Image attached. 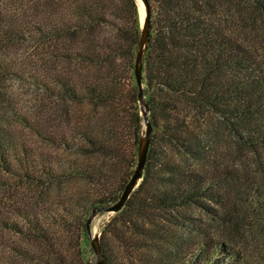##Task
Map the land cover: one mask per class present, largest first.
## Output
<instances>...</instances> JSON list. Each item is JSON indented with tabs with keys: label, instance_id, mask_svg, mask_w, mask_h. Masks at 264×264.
Masks as SVG:
<instances>
[{
	"label": "trees",
	"instance_id": "1",
	"mask_svg": "<svg viewBox=\"0 0 264 264\" xmlns=\"http://www.w3.org/2000/svg\"><path fill=\"white\" fill-rule=\"evenodd\" d=\"M250 1L254 11L264 14V0ZM149 2L151 28L143 81L152 140L140 183L104 226V263L137 264L130 257L117 259L120 239L124 254L136 250L139 264H264L262 249L238 246V204L230 194L237 180L230 164L236 158L232 150H222L225 133L232 136L233 148L238 149V139L252 150L264 148V62L227 31L221 13L225 0ZM65 16L46 20L50 39L65 37L69 43L85 29L89 36L83 50L70 46L53 50L54 56L83 63L81 68L51 72L43 81L63 104L65 121L63 130L48 137L80 156L64 160L50 153L41 168L50 181L79 175L100 191L81 218L78 238L84 248L91 244L87 219L93 208L116 202L138 163L146 129L135 75L143 23L139 0H76ZM8 29H1V40ZM78 105L82 110L89 106L92 116H78ZM32 155L29 144L0 118L2 166L16 172L18 163L22 175L39 179L33 174ZM228 184L232 186L226 192ZM262 198L256 213L260 224H264ZM19 213L29 231L10 217L0 223L43 241L55 255L54 264H79L54 251L57 238L36 208ZM210 220L219 222L225 234H217L216 227L211 230ZM24 255L19 250L9 264H27Z\"/></svg>",
	"mask_w": 264,
	"mask_h": 264
},
{
	"label": "rangeland",
	"instance_id": "2",
	"mask_svg": "<svg viewBox=\"0 0 264 264\" xmlns=\"http://www.w3.org/2000/svg\"><path fill=\"white\" fill-rule=\"evenodd\" d=\"M75 1L0 0V31L9 28L7 37L2 40L0 32V118L3 124L12 128L32 148V157L36 159L33 174L39 178L29 179L22 175L23 166L18 163H15L17 173L8 171L0 163V220L4 217L13 218L29 231L27 227L30 226L19 211L36 208L44 225L57 238L54 251L75 259L79 264V259L83 264H96L97 254L91 252V244L84 249L78 236L81 218L85 217L83 211L91 209V201L100 197V191L89 178L79 175L50 181L48 174L41 168L50 153L64 160L80 156L48 137V133L56 129L63 130L65 121L63 104L51 95L43 83L51 72H61L77 65L82 67L83 62L71 63L64 57L54 56L53 50L61 51L69 46L83 50L88 41V29L79 32L69 43L65 37L50 39L45 31L48 30L46 20L49 17L59 18L61 14H66L67 18ZM139 6L143 23L144 10L146 12L143 0H139ZM221 13L227 31L264 62V14L254 11L250 0H225ZM57 86L55 84V88ZM75 113L78 116L83 113L84 119L92 116L89 106L82 110L78 105ZM81 122L84 123L83 120ZM210 141L213 142V138ZM239 141L237 149L233 148L235 143H232L231 135L225 133L222 138V150H232L236 158L230 165L236 173L237 185L233 183L235 188L230 190V194L238 204V246L264 251V235L259 230L261 226L264 228V224H260L256 215L264 197V148L252 150V147ZM231 186L227 185L226 192ZM67 207L72 208L73 212H68ZM114 214H97L92 221L93 235H98L101 240L104 226ZM201 214L210 218L203 212ZM209 225L211 230L216 227L217 234H225L219 222L212 223L210 220ZM116 242V252L120 253H117L118 260L130 257L137 264L140 263L135 257V249L131 248L134 253L128 256L121 249L123 245H119L120 239ZM19 250L25 252L21 258L27 264H54L55 255L43 241H36L0 223L1 264H9L17 257Z\"/></svg>",
	"mask_w": 264,
	"mask_h": 264
},
{
	"label": "water",
	"instance_id": "3",
	"mask_svg": "<svg viewBox=\"0 0 264 264\" xmlns=\"http://www.w3.org/2000/svg\"><path fill=\"white\" fill-rule=\"evenodd\" d=\"M146 8L145 18L143 22V30H142V37L140 40V45L138 48L136 62H135V75L137 79V83L139 85V100L142 103V112L144 115V120L146 124L145 134L142 137L140 143V150H139V158L137 166L130 177L129 181L125 185V188L120 196V198L111 205L108 206H97L93 208L92 212L88 216L87 219V226L88 230L91 234V244L98 256V264H105L104 263V251L102 248L101 240L98 235H93L92 231V221L95 216L99 213H106V212H117L120 211L128 198L130 197L133 190L138 186L140 180L143 177L144 169L148 160L149 149L152 140V132H153V124L149 117V107L148 103L144 96V56L148 47L149 38H150V28H151V5L149 0H143Z\"/></svg>",
	"mask_w": 264,
	"mask_h": 264
},
{
	"label": "bare ground",
	"instance_id": "4",
	"mask_svg": "<svg viewBox=\"0 0 264 264\" xmlns=\"http://www.w3.org/2000/svg\"><path fill=\"white\" fill-rule=\"evenodd\" d=\"M144 18H145V10H144ZM144 18H142V19H144Z\"/></svg>",
	"mask_w": 264,
	"mask_h": 264
}]
</instances>
